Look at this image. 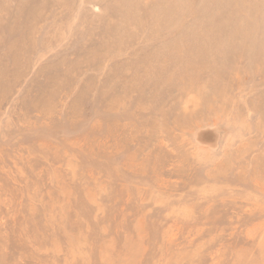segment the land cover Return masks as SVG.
Wrapping results in <instances>:
<instances>
[{
    "label": "rangeland",
    "instance_id": "obj_1",
    "mask_svg": "<svg viewBox=\"0 0 264 264\" xmlns=\"http://www.w3.org/2000/svg\"><path fill=\"white\" fill-rule=\"evenodd\" d=\"M0 264H264V0H0Z\"/></svg>",
    "mask_w": 264,
    "mask_h": 264
}]
</instances>
